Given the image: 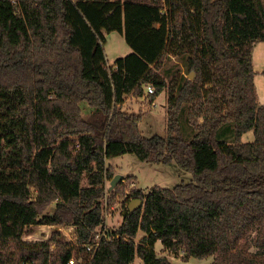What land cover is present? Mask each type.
<instances>
[{
    "label": "trees",
    "instance_id": "trees-1",
    "mask_svg": "<svg viewBox=\"0 0 264 264\" xmlns=\"http://www.w3.org/2000/svg\"><path fill=\"white\" fill-rule=\"evenodd\" d=\"M112 32L131 52L109 65ZM256 42L264 0H0V264H174L157 256V242L184 262L264 264ZM168 55H185L193 79L162 77ZM147 85L151 101L166 93L165 136L144 137L141 116L121 109ZM249 131L253 141L241 142ZM125 154L174 162L192 180L131 191L143 205L125 207L107 231L106 161ZM35 226L50 232L25 239Z\"/></svg>",
    "mask_w": 264,
    "mask_h": 264
},
{
    "label": "rangeland",
    "instance_id": "rangeland-1",
    "mask_svg": "<svg viewBox=\"0 0 264 264\" xmlns=\"http://www.w3.org/2000/svg\"><path fill=\"white\" fill-rule=\"evenodd\" d=\"M105 55L107 60H113L116 57L124 56L126 51H130L126 45L124 38L116 32L106 36V43L104 45ZM187 57L168 55L161 69L158 71L162 77L167 81L171 80L174 76H182L188 79L193 70L187 68ZM252 65L254 70V85L256 91L257 102L259 105L264 104V42H256L252 48ZM194 76V72H193ZM143 98V97H142ZM142 98H128L121 109L128 114L140 115L141 121L138 125L141 134L144 137L152 135L165 136L166 134V93L163 91L159 94L154 101L146 95ZM82 111L85 117L89 115V108L86 104H82ZM185 115V113H184ZM183 115V118H184ZM185 121V118H184ZM185 136L190 138L194 131L186 121ZM227 126L232 127V124ZM226 127V126H225ZM224 127V128H225ZM221 132V131H220ZM219 132V134H220ZM231 141V135H227ZM220 138V137H219ZM254 139L251 131L244 133L240 141L252 142ZM106 165L112 169L115 175H122L123 180L120 181L113 190H109L110 181L105 182V198L103 200V215L105 220V230L111 231L116 229L122 222L124 208L128 206L130 200V193L135 189L141 190L144 194L150 191L153 187L171 189L180 183H189L192 180L190 173L181 170L174 162L167 164H148L139 161L134 154H125L123 156L110 158L106 161ZM82 185H86L85 177H83ZM116 190L115 197L112 203L109 204V193ZM52 204L46 214L51 215ZM50 229L44 226H35L28 231L24 236L28 240H38L47 236ZM144 233L139 232L136 242L142 240ZM155 252L157 256H164L170 259L174 264H209L212 257L205 259L190 258L187 262L181 260L180 254L173 255L168 252L162 251L160 242L155 244ZM81 262L80 258H77ZM133 264H143L139 258H136Z\"/></svg>",
    "mask_w": 264,
    "mask_h": 264
},
{
    "label": "water",
    "instance_id": "water-1",
    "mask_svg": "<svg viewBox=\"0 0 264 264\" xmlns=\"http://www.w3.org/2000/svg\"><path fill=\"white\" fill-rule=\"evenodd\" d=\"M190 78H193V72H191L190 74ZM123 180V176L122 175H115L113 177V179L110 181V187L109 190H113L115 188V186ZM143 205V201L140 199H132L130 200L127 209L130 213H132L133 211H135L136 209L141 208V206Z\"/></svg>",
    "mask_w": 264,
    "mask_h": 264
},
{
    "label": "built area",
    "instance_id": "built-area-1",
    "mask_svg": "<svg viewBox=\"0 0 264 264\" xmlns=\"http://www.w3.org/2000/svg\"><path fill=\"white\" fill-rule=\"evenodd\" d=\"M144 89L146 90L147 95H152L155 92L154 88L151 85H147ZM95 239L96 241H94L93 245H89L86 247L88 251L93 252L94 250H96L98 242H99V237L97 236ZM25 264H30V263H25Z\"/></svg>",
    "mask_w": 264,
    "mask_h": 264
},
{
    "label": "crops",
    "instance_id": "crops-1",
    "mask_svg": "<svg viewBox=\"0 0 264 264\" xmlns=\"http://www.w3.org/2000/svg\"><path fill=\"white\" fill-rule=\"evenodd\" d=\"M113 33V32H112ZM111 34V33H110ZM131 52V50L128 52V51H126L125 53H124V56H126V55H128L129 53ZM120 57H123V55H121ZM116 58H118V57H116ZM115 58V59H116ZM115 59H113V60H107L108 61V64L109 65H111V64H113V61L115 60ZM144 93H145V96L147 95L146 94V90H144ZM161 94V93H160ZM144 98V97H143ZM143 98H142V100H143ZM124 105V104H123ZM184 262V261H183ZM187 262V261H186Z\"/></svg>",
    "mask_w": 264,
    "mask_h": 264
}]
</instances>
